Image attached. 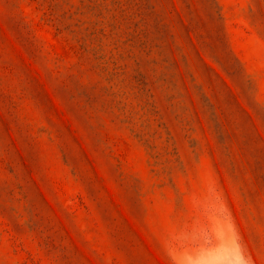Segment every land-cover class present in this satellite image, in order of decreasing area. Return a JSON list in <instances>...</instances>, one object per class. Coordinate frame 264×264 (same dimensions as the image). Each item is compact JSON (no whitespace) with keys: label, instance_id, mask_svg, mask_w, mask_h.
Listing matches in <instances>:
<instances>
[{"label":"rangeland","instance_id":"374dc122","mask_svg":"<svg viewBox=\"0 0 264 264\" xmlns=\"http://www.w3.org/2000/svg\"><path fill=\"white\" fill-rule=\"evenodd\" d=\"M0 264H264V0H0Z\"/></svg>","mask_w":264,"mask_h":264}]
</instances>
